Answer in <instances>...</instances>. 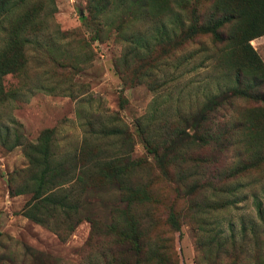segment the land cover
<instances>
[{
	"label": "trees",
	"instance_id": "obj_1",
	"mask_svg": "<svg viewBox=\"0 0 264 264\" xmlns=\"http://www.w3.org/2000/svg\"><path fill=\"white\" fill-rule=\"evenodd\" d=\"M85 1L91 41L112 36L120 46L115 74L153 94L134 122L146 155L133 156L125 127L100 119L80 123L74 150L56 146L54 129L35 142L16 134L7 144L0 135V145L19 147L26 161L7 179L8 196H28L19 215L60 242L87 222L75 264H178L171 234L182 221L194 225L207 264H264L263 203L255 204L258 227L242 224L238 237L231 224L224 233L220 216L235 207L242 180L264 169V65L250 46L264 36V0ZM53 11L49 1L0 0V105L27 88L31 50L79 71L78 60L47 42ZM194 43L198 49L186 51ZM195 56L207 71L203 86L192 89L182 83ZM7 75L17 87L4 89ZM54 87L45 91L62 89ZM119 99L122 107L121 92ZM162 186L172 191L164 214ZM28 258L61 264L41 253Z\"/></svg>",
	"mask_w": 264,
	"mask_h": 264
},
{
	"label": "rangeland",
	"instance_id": "obj_2",
	"mask_svg": "<svg viewBox=\"0 0 264 264\" xmlns=\"http://www.w3.org/2000/svg\"><path fill=\"white\" fill-rule=\"evenodd\" d=\"M42 1H49L54 8L47 34L48 44L54 53H64L78 60L80 69L72 71L60 67L46 55L29 51L27 88H23L14 100L0 105V135H5L7 144L16 134L25 141L35 142L40 131L54 129L56 146L62 150H74L82 138L80 123L86 119L92 122L100 119L103 124L125 127L135 142L133 156H145L134 122L148 110L153 94L144 85L122 83L115 74L113 64L119 56L120 46L112 36L103 42L91 41V31L84 26L82 18L85 16V0ZM203 43L208 46L209 42L203 40ZM250 46L264 65V36L252 40ZM197 49L194 43L186 51ZM184 52L178 50L175 55ZM199 58L195 56L188 62V73L184 74L182 84L192 83L189 87L192 89L201 88L205 82L207 70ZM17 80L15 76H5L2 81L4 89L17 87ZM39 86L44 89H38ZM54 86L62 89L45 91ZM120 92L125 98L122 107H119ZM25 166L19 147L7 150L0 145V264H28L30 252L60 259L61 264H75L77 252L89 236V224L80 222L67 240L60 242L52 233L21 217L19 211L28 196H8L7 179L11 172ZM261 168L242 180L235 207L220 215L225 234L228 224L237 237L242 224L248 229L258 227L255 204L260 201L264 206V169ZM157 189L163 196L160 208L164 214V205L172 199V191L166 186ZM177 207L182 208L179 203ZM193 226L182 221L179 231L171 234L178 264H207L197 249Z\"/></svg>",
	"mask_w": 264,
	"mask_h": 264
}]
</instances>
